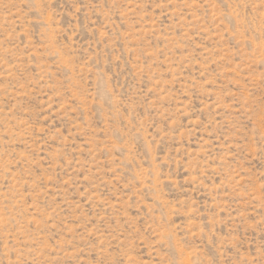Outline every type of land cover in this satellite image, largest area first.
Masks as SVG:
<instances>
[{
	"label": "rangeland",
	"instance_id": "rangeland-1",
	"mask_svg": "<svg viewBox=\"0 0 264 264\" xmlns=\"http://www.w3.org/2000/svg\"><path fill=\"white\" fill-rule=\"evenodd\" d=\"M0 264H264V0H0Z\"/></svg>",
	"mask_w": 264,
	"mask_h": 264
}]
</instances>
